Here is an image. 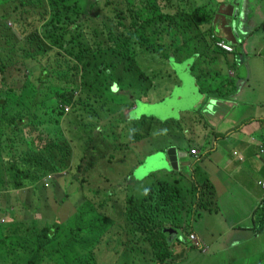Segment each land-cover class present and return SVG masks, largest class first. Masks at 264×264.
Returning a JSON list of instances; mask_svg holds the SVG:
<instances>
[{"label":"trees","instance_id":"1","mask_svg":"<svg viewBox=\"0 0 264 264\" xmlns=\"http://www.w3.org/2000/svg\"><path fill=\"white\" fill-rule=\"evenodd\" d=\"M169 4L168 0H0V194L14 190L17 207L9 220L0 221V264H51L50 260L88 264V256L95 260L92 249L78 252L75 243L81 239L77 237L82 222L106 226L114 221L104 214L113 193L96 197L109 179L97 182L98 189H93L83 164L87 153L76 166L79 177L74 178L80 188L76 190L78 184L69 179L76 145L70 139L82 140L93 126L89 152L112 162L114 153L126 151L128 144L120 143L121 134L115 130L120 126L112 125L113 132L106 136L102 119L111 122L120 116L125 127L133 126L125 139L150 142L147 118L128 122L124 113L116 115L105 107L106 86L101 78L114 81L116 73L134 71L138 55L145 57V53L169 61L192 55L186 52L192 45L188 29L203 20L204 7L180 13L183 25L179 13L169 12ZM136 124L146 132L134 138ZM105 149L109 150L104 153ZM63 171L67 175L57 177L58 184L42 182L46 174ZM66 181L75 191L62 187ZM205 188L201 197L214 195ZM194 202L190 189L153 182L139 195L126 193L119 221L153 245L155 261L165 262L172 253L164 228L181 229ZM89 213L91 219L86 220ZM0 215L4 214L0 211ZM256 215L264 226V202ZM74 222L79 226L71 225ZM98 230L96 242L105 229ZM87 250V255H79Z\"/></svg>","mask_w":264,"mask_h":264},{"label":"crops","instance_id":"2","mask_svg":"<svg viewBox=\"0 0 264 264\" xmlns=\"http://www.w3.org/2000/svg\"><path fill=\"white\" fill-rule=\"evenodd\" d=\"M180 1L181 3L178 4L179 0H168L171 3L169 12L179 13L177 19L184 25L180 13L194 6V1L184 0V5H182L183 0ZM182 6L185 9H182ZM203 7V13H206L203 20L188 29L193 46L190 45L187 48L189 50L187 54L192 55L188 56L184 63L175 59L169 61L173 63L172 71L176 79L175 84L172 85V90L177 89L175 97L177 96L179 100L192 99L191 111L194 114H190L191 111L188 110L180 111L185 113L181 116V120L161 124L159 135L166 136L163 137L165 143H162L155 152H145L147 167L165 171L173 177L171 180H161L160 172H154L155 181L153 182L161 181L172 187L190 189L192 199L196 201L193 203L194 209L191 207L189 211L191 216L187 222L182 223V228H175L178 231L173 230L172 234L166 235L169 244L168 252L172 253V257L168 261L157 264H219L215 256L218 248L237 246L242 238H239L240 233L252 236L255 241L264 237L261 219L256 215L259 205L264 202V185L262 184L264 181V65L261 62L264 60V0H217L216 2L209 0ZM197 8L202 6H196L194 9ZM206 36L209 37V41ZM218 40H224L233 48L235 47L234 52L226 53L219 49L216 46ZM205 53L211 58L203 63L205 68L201 67V69L227 77L228 80L226 82L223 80L221 83L223 86L219 84V80H214L213 76L208 74L207 77H211L208 87L206 89L199 87L198 80L204 73L201 69L197 73L196 66ZM187 61L189 63H186ZM252 62L257 65L256 74L262 77L261 87L254 82ZM180 66L186 69L188 77L189 93L185 96L184 82L176 72V68ZM241 70H244V75L238 74ZM220 87L223 93L220 92ZM211 91L216 94L210 93ZM172 98L174 97L170 99ZM234 101H241L244 105L239 119L225 116L223 112L228 107H232ZM143 102L131 99V106H126L125 110L138 111L139 106L146 105ZM200 114L208 116L209 119L199 116ZM144 118L146 117L135 122L138 123ZM205 119L209 121V124ZM147 121L151 123L149 131L150 139H152L154 120L147 118ZM171 147L177 150L178 168H172L170 162L162 168L157 162V156ZM192 150L198 151V158L191 155ZM137 171H139L138 167L135 173ZM205 187L214 192V195L212 193V196L207 194L201 197L200 190L206 191ZM235 187L238 188L239 195L244 198V194L249 202L247 214L241 221L239 220L243 222L247 219V221L239 227L232 221L228 229L230 233L225 236L219 227L209 224L206 217L213 213L224 215L219 202L222 196L227 197L231 194ZM238 202H234V207ZM201 220L204 221L203 231L191 228L194 221ZM167 228L171 227H165L164 232H167ZM190 234L195 235L196 240H192ZM133 235L136 248L142 246L148 250L146 251L148 261H155L156 252L153 251V245L146 240L141 241L138 232ZM221 239H223L222 245L214 250ZM100 254L107 256L109 253L104 251ZM88 257L86 261L88 264H101L100 259L97 261ZM259 262L254 264H260ZM105 264H119V262L108 260Z\"/></svg>","mask_w":264,"mask_h":264},{"label":"rangeland","instance_id":"3","mask_svg":"<svg viewBox=\"0 0 264 264\" xmlns=\"http://www.w3.org/2000/svg\"><path fill=\"white\" fill-rule=\"evenodd\" d=\"M194 6H204L206 2L208 3L209 0H193ZM181 3L179 0L178 4ZM185 4V1L183 0V4ZM175 6V5H174ZM192 6L191 8H186V12H190L195 7ZM176 8V7H175ZM182 9H185L184 6H182ZM177 10V8H176ZM259 33H261L259 31ZM207 40L209 41V37L206 36ZM205 38V39H206ZM193 46V42H190ZM193 48V47H191ZM169 53V51H162L163 53ZM186 52H188L186 48ZM188 56L184 57L181 61L184 63V60H186ZM211 57L209 54H203L202 58L198 61V65L196 66V72L199 73L201 67H204V62L207 61V59H210ZM262 64L264 65V60H261ZM186 63H189L187 61ZM173 63H170L169 60L166 58L159 56V54H148L145 53L144 56L138 55V64L134 65V71H131L130 73L127 72H118L114 76V81L107 79L106 77L101 78V82L105 83V89H104V101L107 102L106 108H112L116 115L123 114V118L125 121L131 122L132 121H138V119L146 117L148 119L154 120V136L152 139H150V142L137 144L133 141H130V139H125V136L127 135V132L131 135L132 130L130 129L133 126L125 127V124L121 123L120 116H116L115 118L111 119V122H109L106 119H102L103 123V130L106 131V136L111 134L113 132V127L119 128L115 129L117 132L121 134L120 137V143L128 144V147L126 151L122 152H116L114 153L115 159L112 162H108L106 159H101L97 152L93 153V151L90 153V144L88 142L89 137L92 135L93 126L89 127L88 135H85L82 140H78L77 138L73 139L71 138L70 141L72 143H75V154L72 157V167L70 169L71 174L69 175V179L71 181H75L76 184H78L77 180L74 178V175H78L77 172V164L80 162V159L83 157L84 153L88 156H86V160L84 161V167L88 168V176L91 177L90 183L93 187V189H98V186L96 185L97 182L105 181V179H109V183L105 184L104 187H101L99 189L100 193L96 194V197H102L105 198L109 193H113V196L111 199H109V203L105 205V209L107 212L102 213L106 214L108 217H113L114 221L112 223H107V228L105 224L99 225L100 222L96 224H91L89 221H84L81 223V235L77 238H81L77 241L76 248L78 252H80L81 248L83 250H86L87 248L92 249V252L94 253L95 260L99 261L101 264H105L108 260H111L113 262H119V264H157L158 261H152L149 262L146 256V251H143L142 249L136 248V245L134 243V235L130 233V228L128 225H126V222L119 221V212L122 210V208L125 205L126 200V193L129 191V193H135V194H141L142 191L146 188L147 185L151 184L154 180V172H160V179H168L171 180L173 177L171 174L166 173L162 170H157V168L154 167H147L146 162V153H150L151 151H157L160 146H162V143L164 144V138L166 137L164 135H159V130L161 124L164 123H173V120H179L181 116L185 113H180V111L188 110L191 111L192 109V99H183L179 100L175 97L176 90H172V85L175 84L176 79L173 74ZM247 65V63H246ZM205 68V67H204ZM256 68L257 65L255 62L251 63V70L253 72V78L254 82L258 87H261V80L262 77L258 76L256 74ZM243 69V68H241ZM186 69L182 66L176 68V72L178 77L184 82V96L189 93L188 86V77L187 73L185 71ZM202 70V69H201ZM250 70V69H249ZM203 71V70H202ZM195 72V71H194ZM204 74H201L200 79L198 80L200 83L201 88L206 89L208 87V83L211 80V77H207L208 74L210 76H213L214 80H219V84L225 80V82L228 80L227 77H222L221 75H215L214 72H206L203 71ZM15 75H18L17 72H14ZM238 74L244 75V70H241ZM248 74V73H247ZM143 75V77H141ZM263 76V75H262ZM118 83V84H117ZM154 83V84H153ZM222 85V84H221ZM220 85V86H221ZM223 86V85H222ZM220 87V92L221 91ZM174 97L170 99L171 97ZM113 99L114 101H111ZM131 99L135 100H142L143 103H146L145 107L143 109H139L138 111L132 112V109L125 110L126 106H131ZM164 99L163 101H161ZM157 102V103H155ZM152 103V104H151ZM168 107V109H167ZM140 108V107H139ZM165 110V112H164ZM244 105L241 101L233 102L232 107H228L227 110H224L225 116L229 117H236L239 119L243 113ZM147 111V112H146ZM132 112V114H130ZM190 114H194L192 111ZM199 116H203V118L209 119L208 116L204 114H200ZM205 119V120H206ZM181 120V119H180ZM207 121V124H209V121ZM226 122H229L226 120ZM113 125V127H112ZM227 125V124H226ZM123 127V128H121ZM136 124L134 133V138H136V135L138 132H146L144 129L140 128ZM147 128V126H145ZM128 130V131H127ZM143 145V146H141ZM109 149L103 150L104 153H106ZM142 162L140 164L139 162ZM140 164V165H138ZM138 165V166H137ZM145 165V167H142ZM139 168L140 174H133L135 180L131 181V175L130 173L135 172L136 168ZM142 167V169H141ZM82 174V172H80ZM67 175V171L62 172L60 174L54 175V183H57L56 178L60 176ZM139 176V177H137ZM79 177V175L77 176ZM175 177V176H174ZM52 181V182H53ZM59 182V181H58ZM58 184V183H57ZM72 185L70 182L66 181L63 188H66L67 191L73 192L75 191V187L69 186ZM77 191H79V184ZM96 186V187H95ZM40 191V190H39ZM20 191H18L19 193ZM239 190L237 187L234 188L231 194H228V196H222L219 206L222 209V213L224 215H217L215 213L208 215L206 217L207 222L210 224H214L215 227H219V230L223 231V235L227 236L229 235L230 231L228 230L230 228V223L232 221L237 223V227L244 225V223L247 221L245 219L243 222H240L241 219L245 217L247 214V208L249 205V202L247 198H245L244 194L242 198L239 195ZM38 194V193H37ZM35 203H37V200L35 199ZM71 201H74L73 198H70ZM240 200V201H239ZM15 199V191L14 190H8L6 192H2L0 194V211L6 216L5 220H9L10 215L15 213V210L17 207H14ZM239 201V202H238ZM234 202H238L236 206L234 207ZM20 210L22 207H20L19 203H17ZM15 208V209H14ZM14 209V210H13ZM71 209V206H70ZM112 215L108 213V211ZM67 212V209H66ZM23 213V211H22ZM40 214L39 212H37ZM74 213V212H73ZM96 213V211H95ZM30 216H35L37 214L30 213ZM41 215V214H40ZM105 215H103V219L105 220ZM226 216V217H224ZM91 219L90 213L87 215L86 220ZM240 220V221H239ZM204 221H194L191 225V228L198 231L204 230ZM36 223L40 224L42 221H36ZM190 224V222H189ZM74 227H78V222H74V224H71ZM71 225L69 227H71ZM99 227H101V230L104 229V234L101 237V240L99 242H96L97 238L99 237ZM264 230V226H263ZM227 233V234H226ZM187 234V232H185ZM242 237V238H241ZM61 237H58V240H60ZM239 238H241L239 244L235 246L234 248H218L216 253V259L218 260L219 264H254L255 262L260 261V264H264V237L258 241L253 240L252 236H247L245 234H239ZM58 240H55L56 244L58 243ZM223 239L219 240V242L214 247V250L222 245ZM189 243V242H187ZM191 243V241H190ZM5 244V243H4ZM191 245V244H190ZM6 246V244H5ZM95 246L97 248H95ZM12 247V246H11ZM6 248V247H5ZM10 248V246H9ZM4 249V248H3ZM57 249V247L55 248ZM72 249V248H71ZM99 251H98V250ZM71 251V250H70ZM109 253L107 256L100 254V252ZM125 251V252H124ZM63 251H58V254L55 256H59L60 253ZM87 251L79 254V255H87ZM150 256V254H147ZM146 257V260L144 258ZM155 258V257H154ZM153 260V257H152ZM10 262H14V257H11ZM51 264H58L57 262H53L50 260Z\"/></svg>","mask_w":264,"mask_h":264},{"label":"water","instance_id":"4","mask_svg":"<svg viewBox=\"0 0 264 264\" xmlns=\"http://www.w3.org/2000/svg\"><path fill=\"white\" fill-rule=\"evenodd\" d=\"M235 26V25H233ZM235 32H236V29H235ZM141 107V106H139ZM138 107V108H139ZM145 106H142L141 108L139 109H143ZM177 150L176 148L174 147H171L169 149H167L164 153H159V155L157 156V162L160 164V166L163 168L165 167L166 165H168V163L170 162V166L173 168H178V165H177ZM136 174H140V171H137ZM139 177V176H137ZM171 231V230H169Z\"/></svg>","mask_w":264,"mask_h":264},{"label":"built area","instance_id":"5","mask_svg":"<svg viewBox=\"0 0 264 264\" xmlns=\"http://www.w3.org/2000/svg\"><path fill=\"white\" fill-rule=\"evenodd\" d=\"M216 45H217V47L219 49H221L224 52H227V53H233L234 52L233 47L230 44H227L225 41H218L216 43ZM191 154L197 156L198 155V151L192 150ZM52 179H53V174L52 173H48L42 178V181H43L44 184L47 185ZM263 184H264V182H263ZM190 238L192 240H196V236L193 235V234L190 235Z\"/></svg>","mask_w":264,"mask_h":264},{"label":"clouds","instance_id":"6","mask_svg":"<svg viewBox=\"0 0 264 264\" xmlns=\"http://www.w3.org/2000/svg\"><path fill=\"white\" fill-rule=\"evenodd\" d=\"M212 1H213V2H216L217 0H212ZM218 41H224V40H218ZM218 41H217V42H218ZM217 42H216V43H217ZM225 42H226V41H225ZM226 43H227V42H226ZM227 44H228V43H227ZM216 46H217V45H216ZM231 46H232V45H231ZM233 49H234V48H233ZM226 53H227V52H226ZM66 110H67V109H66ZM191 155H192V154H191ZM192 156H195L196 158H198V157H199V154H198L197 156H196V155H192ZM63 172H65V171H63ZM52 174H53V179H54V175H55V174H54V173H52ZM53 179H52V180H53ZM52 180H51V181H52ZM42 182H43V181H42ZM263 182H264V181H263ZM263 182H262V184H263ZM49 183H50V182H49ZM49 183H48V184H49ZM263 185H264V184H263ZM5 219H6V216H5V215H0V221H1V222L4 221ZM169 230H171V231H169ZM173 230H174L175 232L178 231V230H175V228H172V227H171V228H167V232H166V231H165V232L169 235V234H172V233H173ZM190 235H191V234H190ZM168 245H169V244H168ZM139 249H142L143 251H145V249H144L142 246H139Z\"/></svg>","mask_w":264,"mask_h":264}]
</instances>
